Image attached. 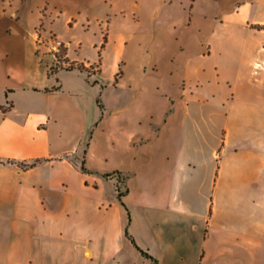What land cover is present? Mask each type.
I'll return each mask as SVG.
<instances>
[{
    "label": "crops",
    "instance_id": "0c3cea01",
    "mask_svg": "<svg viewBox=\"0 0 264 264\" xmlns=\"http://www.w3.org/2000/svg\"><path fill=\"white\" fill-rule=\"evenodd\" d=\"M76 2L90 73L0 15V264H264V0Z\"/></svg>",
    "mask_w": 264,
    "mask_h": 264
},
{
    "label": "rangeland",
    "instance_id": "374dc122",
    "mask_svg": "<svg viewBox=\"0 0 264 264\" xmlns=\"http://www.w3.org/2000/svg\"><path fill=\"white\" fill-rule=\"evenodd\" d=\"M64 4L60 9V19L56 18L54 22V26L61 28L62 31L64 30L63 26V18L70 14L73 11L74 5H78L76 0H61ZM44 0H0V15H11L15 13V15L22 16L27 22L32 23L36 21V19L41 15L42 12H45L42 9ZM49 10L51 12L52 17H56L57 8H53V5H49ZM42 11V12H41ZM86 9L83 6L81 9V16L86 13ZM41 21L36 26L37 33L46 35L47 33H43V16L41 15ZM74 37H79L82 41V46L80 53L88 60H93L95 58V51L89 45L90 39H92L91 33H83L79 24L73 30ZM78 52V50H77ZM87 140V139H86ZM85 140V141H86Z\"/></svg>",
    "mask_w": 264,
    "mask_h": 264
},
{
    "label": "built area",
    "instance_id": "2783aa9c",
    "mask_svg": "<svg viewBox=\"0 0 264 264\" xmlns=\"http://www.w3.org/2000/svg\"><path fill=\"white\" fill-rule=\"evenodd\" d=\"M66 42L57 37L54 33L48 32L46 35L37 33L36 51L39 57L47 55L51 62L47 65L50 73H54L60 68H69L70 63L65 59Z\"/></svg>",
    "mask_w": 264,
    "mask_h": 264
},
{
    "label": "trees",
    "instance_id": "16d2710c",
    "mask_svg": "<svg viewBox=\"0 0 264 264\" xmlns=\"http://www.w3.org/2000/svg\"><path fill=\"white\" fill-rule=\"evenodd\" d=\"M254 27H256V28H258V29H264V24H256V25H254ZM104 39H105V36H104ZM63 51H65V53H66V47L65 48H63ZM72 68H78V69H80V70H85V71H87V72H91L92 70H91V68H92V65H89V66H84L82 63H79V64H77L76 66H74L72 63L70 64V67H69V69H72ZM97 103H98V105L100 106V107H102V104H101V101H100V99H99V97H97ZM11 107V104H8V105H3V104H0V109H1V111L3 112V113H6L8 110H9V108ZM90 134H91V132L88 134V136H87V140L85 141V147H84V150H83V156H84V154H85V152H86V146L88 145V142H89V138H90ZM0 161H3V160H1L0 159ZM6 161H8V162H11V161H13V160H11V159H8V160H6ZM41 161V159H39V158H37V159H33V160H31L30 162H23V161H21V162H19V164L21 165V167L22 168H28V167H31V166H34L35 164H37L38 162H40ZM80 167H81V169L83 170V171H85L86 169H85V166H84V160L82 159V161H81V165H80ZM106 176H108V174H105ZM117 195H118V197L121 199V193H120V191L118 190L117 191ZM127 216H128V220L130 219V214H129V212L127 211ZM125 235L131 240V242L135 245V247L140 251V253H141V255L144 257V258H146V259H148L149 261H150V264H157V260L146 250V249H143L142 247H140L136 242H135V240H134V238L132 237V235L128 232V229H127V227L125 228Z\"/></svg>",
    "mask_w": 264,
    "mask_h": 264
}]
</instances>
